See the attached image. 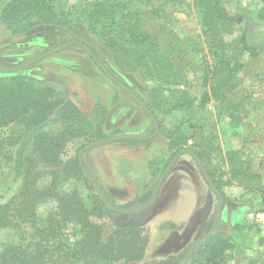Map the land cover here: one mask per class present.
Instances as JSON below:
<instances>
[{"label":"rangeland","instance_id":"1","mask_svg":"<svg viewBox=\"0 0 264 264\" xmlns=\"http://www.w3.org/2000/svg\"><path fill=\"white\" fill-rule=\"evenodd\" d=\"M8 1L0 0V11ZM97 1L114 0H53L60 10L65 11L68 23L38 26L21 36H11L0 23V66H16L71 40L95 50L96 58L110 73L149 104L157 117L159 130L154 140L144 145L117 142L105 149L88 150L82 155L85 171L108 202L113 207L127 208L142 196L139 189L144 181L154 188L176 155L166 137L168 131H174L173 141L177 143L184 139V149H193L201 155L202 164L222 192V211L213 235L227 236L234 245L227 252L224 264H264L263 191L246 184L241 177H231L227 160L228 153L237 151L249 172L260 175L264 184V48L255 59L245 55L238 60L243 67L236 73V88L227 99L235 106L233 117L238 120L235 123L227 113L220 114L218 103L211 101L202 108L198 107L202 95L208 93L216 71V60L209 49L211 39L200 22L198 0H125L130 1L134 20H139L140 27L156 38L159 59L170 65L167 73L171 76L163 74L164 80L158 78L152 69L145 79L136 72H122L118 61L139 60L141 57L126 55L120 58L115 53L116 48L106 47L102 42L101 34L93 35L89 31L86 20L75 21L77 13L90 9ZM223 6L228 15H238L239 19L232 26L217 25V37L227 43L235 40L248 21L250 43L258 48L264 46V0H224ZM125 46L131 47L129 44ZM79 49L77 45H70L14 75L56 87L82 113L90 111L95 102L108 107L109 114L114 115L111 125L105 126V121L103 124L108 135L118 126H121V135L136 133L131 123L137 125L144 119L140 107L137 105V108ZM141 50L142 47H135L138 54ZM143 60L151 67L152 55L146 54ZM6 75L0 73V76ZM114 98L117 103L112 106ZM176 103H183L184 110H173ZM151 126L150 118L147 126L138 133L151 135ZM174 127L177 131L181 128L180 135L177 132L179 136ZM59 129L57 124H47L41 131L51 135ZM0 136L9 137V129L1 130ZM88 139L80 137L68 142L58 157L62 170L61 195L72 193L84 201L96 195L75 167L78 152L94 141H101ZM15 151L14 145H7L0 158V206L18 195L27 165L36 162L35 167L42 174L35 181L38 188L50 185L49 171H58L57 167L38 163L28 150L17 175ZM160 193L151 210L139 217L109 212L105 219L97 221L107 229L124 225H137L143 229V235L148 238L146 251L140 262L130 264H179L188 247L201 239L215 222L218 199L188 155L178 159L165 177ZM56 206L55 201L49 200L35 211L38 216L46 217L56 210ZM76 233L75 227H68L66 235L70 242L76 240ZM14 240L12 229L0 227V245ZM199 247L190 260L196 256Z\"/></svg>","mask_w":264,"mask_h":264},{"label":"trees","instance_id":"2","mask_svg":"<svg viewBox=\"0 0 264 264\" xmlns=\"http://www.w3.org/2000/svg\"><path fill=\"white\" fill-rule=\"evenodd\" d=\"M223 1L198 0L200 22L211 39L209 49L216 60V71L210 81L209 91L202 95L198 107L202 108L211 101L218 103L220 114L227 113L237 123L238 120L233 117L235 106L227 99L236 88V73L243 67L238 60L245 55L251 59L257 58L264 46L258 48L250 43L248 21L235 40L227 43L217 37V25L232 26L239 19L238 15L230 16L226 13ZM129 6L130 1L125 0L93 2L90 9L77 13L75 21L86 20L89 31L93 35L101 34L102 42L106 47L116 48L115 53L120 58L126 55L141 57L139 60L131 58L118 61V68L122 72H136L145 79L152 69L158 78L164 80L166 77L163 79V74L170 78L171 73H167L171 69L170 65L159 59L156 38L140 27L139 20H134L135 13ZM65 15V11L60 10L53 0H9L1 8L0 23L11 36H21L42 25L63 26L68 23ZM126 44L134 48H127ZM135 47H142L139 54L135 52ZM88 48L96 56L95 50ZM79 50L86 55L82 49ZM146 54L152 55L151 67L143 60ZM122 93L137 106L126 92ZM140 100L157 120L149 104L143 99ZM115 103L117 100L114 98L112 106ZM183 106V103H176L172 107L173 110L181 112L184 110ZM109 110L95 102L90 111L82 113L75 104L67 101L59 91L47 84L23 75L0 76V131L9 129V137L0 136V158L7 145H14L18 158L15 162L17 175L28 150L38 163L57 167L58 170L49 171V186L38 188L35 181L42 174L35 167L36 162L27 165L22 173L18 195L0 206V227L12 229L15 236L14 241L0 245V264H130L142 260L148 244L142 228L137 225H124L107 229L104 224L97 222L105 219L109 213L97 195L84 201L72 193H59L62 170L58 157L68 142L80 137L89 138V141L105 140L122 133L121 126L109 135L104 132L103 124ZM139 110L144 119L137 125L131 123L136 132L144 129L150 122L149 115L140 108ZM47 124H57L60 129L56 134H44L41 129ZM150 130L153 133L152 126ZM179 130L175 129L177 135H180ZM173 132L168 131L166 137L169 139L170 149L175 148L177 154L184 149L186 142L180 139L175 143L172 139ZM123 142L142 145L149 141ZM191 150L201 160V155ZM227 160L231 177H241L246 184L261 189L264 194L262 177L249 172L237 151L228 153ZM75 167L82 178L77 156ZM207 174L222 195L213 176L208 171ZM49 200L56 202V210L46 217L38 216L36 208ZM69 226L77 229L74 242H70L66 235ZM233 248L229 237L211 235L200 245L196 256L186 264H224L227 252Z\"/></svg>","mask_w":264,"mask_h":264},{"label":"water","instance_id":"3","mask_svg":"<svg viewBox=\"0 0 264 264\" xmlns=\"http://www.w3.org/2000/svg\"><path fill=\"white\" fill-rule=\"evenodd\" d=\"M70 45H77L79 46L87 55L88 57L91 59V61L95 64V66L110 80L112 81V83H114L117 87H119L120 89H122L124 92H126L128 94V96L135 101V103L146 113L150 116L151 118V122H152V126H153V133L151 135H144V134H137V133H133V134H127V135H117V136H113L111 138L105 139V140H101V141H94L86 146H84L77 154V160H78V164L80 167V171L83 175V177L88 181V183L93 187L96 195L102 200V202L104 203L106 209L112 213V214H123V215H130V214H136L139 212L144 211L145 209H147L155 200L158 191L161 187L162 182L164 181L165 177L168 175V173L171 171V169L174 167V165L176 164V162L178 161L179 157L182 155H188L190 156L193 161L195 162V164L197 165L205 183L207 184L208 188L210 189V191L212 193H214L218 199L217 201V207H216V219L214 224L211 226V228L209 229V231L201 238L199 239L197 242L192 243L185 255L182 258V261L179 264H186L189 262L192 254L194 253L196 247L201 244H203L211 235H213V233L215 232L219 219H220V215H221V211H222V205H223V201L224 198L223 196L217 191L216 187L214 186L213 182L211 181L210 177L207 174V171L204 167V165L202 164L201 160L197 157V155L191 150V149H184L179 151L175 157L170 161V163L167 165V167L165 168V170L162 172V174L160 175L159 179L156 182V185L152 191V194L150 196V198L143 204L141 205H134L133 207H129V208H117V207H113L108 200L106 199L104 193L102 192V190L100 189V187L97 185V183L90 177V175L85 171L83 165H82V155L97 146H102V145H106V144H110V143H115V142H122V141H150L152 139H154L157 135H158V123L156 118L150 114V112L148 111V109L146 108V106L144 105V103L135 95L133 94L126 86H124L123 84H121L111 73L110 71L96 58V56H94V54L91 52V50L85 45L82 44L76 40H71L69 42H67L65 45L60 46L58 48H54L51 49L49 51H46L38 56H35L23 63H20L16 66L13 67H3L0 66V73L1 74H7V75H14V74H18L19 72L27 69L28 67L34 65L35 63L42 61L43 59H46L47 57H49L50 55H53L55 53H57L59 50H63L65 48H67Z\"/></svg>","mask_w":264,"mask_h":264},{"label":"crops","instance_id":"4","mask_svg":"<svg viewBox=\"0 0 264 264\" xmlns=\"http://www.w3.org/2000/svg\"><path fill=\"white\" fill-rule=\"evenodd\" d=\"M70 62V61H69ZM75 62V61H74ZM66 64V63H65ZM39 80H41V81H43L42 79H40L39 78ZM47 85H49V86H51V87H53V88H55L56 90H58L56 87H54V86H52V85H50V84H48L47 83ZM111 114V113H110ZM110 114H108V116L106 117V120H105V126L107 125H111V123H112V118H113V114L112 115H110ZM110 122V123H109ZM105 128V127H104ZM110 131V130H109ZM140 131V130H139ZM104 132H105V129H104ZM106 134H107V132H105ZM137 134H140V133H138V132H136ZM119 135H121V134H119ZM115 136H117V135H115ZM111 138V137H110ZM152 140H154V139H152ZM152 140H150V141H152ZM123 142V141H122ZM115 143H117V142H115ZM110 144H113V143H110ZM110 144H106V145H102V146H97V147H99V148H96V147H94V148H92L93 149V151H96V150H101V149H105V148H107V146H109ZM146 144V143H145ZM136 145H139V144H136ZM142 145H144V144H142ZM91 150V149H90ZM181 157V156H180ZM179 157V158H180ZM190 157V156H189ZM130 165H128V167H129ZM146 177V176H145ZM147 178V177H146ZM163 183V182H162ZM152 188H151V184L148 182V181H144L143 182V184L140 186V189H139V192L142 194V196L139 198V201H137L136 202V204L137 205H140V204H143V202L148 198V196L150 195V193L152 192ZM162 190V184H161V187H160V189H159V191H158V194H157V196H156V198H155V200H154V202L147 208V209H145L144 211H142V212H139V213H136V214H130V215H125V216H132V217H139V216H141L143 213H147L149 210H151V208H152V206H154V203L156 202V200L160 197V191ZM166 193V192H165ZM145 203V202H144ZM136 204H133L132 206H130V207H133L134 205H136ZM112 214V213H111ZM152 214V213H151ZM116 215H123V214H116Z\"/></svg>","mask_w":264,"mask_h":264},{"label":"flooded vegetation","instance_id":"5","mask_svg":"<svg viewBox=\"0 0 264 264\" xmlns=\"http://www.w3.org/2000/svg\"><path fill=\"white\" fill-rule=\"evenodd\" d=\"M155 187V186H154ZM154 189V188H153ZM153 191V190H152ZM151 194H152V192L150 193V195L148 196V198L144 201V202H146L149 198H150V196H151ZM139 201V200H138ZM143 202V203H144Z\"/></svg>","mask_w":264,"mask_h":264}]
</instances>
